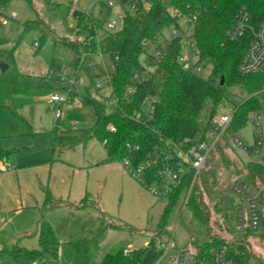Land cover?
Segmentation results:
<instances>
[{
	"label": "rangeland",
	"instance_id": "rangeland-1",
	"mask_svg": "<svg viewBox=\"0 0 264 264\" xmlns=\"http://www.w3.org/2000/svg\"><path fill=\"white\" fill-rule=\"evenodd\" d=\"M108 1L98 0L89 10L90 19L103 20L102 8ZM34 2V9L26 0L9 2L4 16L15 14L16 19L0 27V138L3 147L11 153L4 164L7 169L0 172V264H18L11 251L15 245L26 249L40 247L36 232L43 215L54 227L61 246L58 258L46 255L34 264H76V252L70 242L95 236L103 223L111 227L103 240L92 247L93 264H100L109 252L145 248L153 238L162 243L173 240L164 264L172 254H178L177 246L195 254L206 238V231L192 211L178 205L170 213L167 224L160 226L168 199L154 196L122 162H106L107 150L101 141L91 139L63 151L56 147L58 135L78 134L96 121L92 107L82 106L79 100L91 85L94 68L86 71V64L75 68L72 62L76 50L65 46L67 38L75 37L77 20L73 10L58 0ZM119 11L124 12L119 0H115L110 20L120 23L116 16ZM39 18L45 21L43 30L25 31L27 22ZM185 23L182 20L187 30ZM106 30H100V34ZM171 34V28L164 30L167 39ZM153 52L151 47L150 53ZM81 53L85 56L84 50ZM92 58L100 66L106 65L112 78L115 76L116 68L112 70L114 64L108 54H104L105 65L99 54ZM3 64L7 66L5 71ZM211 69L206 66L202 77L208 78ZM24 78L44 83L26 84L21 81ZM62 79L64 83L58 86L57 80ZM71 81H75L74 90L78 94L64 105L59 119L49 99L55 93L66 95L64 87ZM227 92L232 104L243 102L249 95L242 85H233ZM99 93L94 88L90 90L97 98L111 96L108 86ZM149 98L158 99L156 87ZM114 106L109 103L107 111L111 112ZM219 112L231 111L223 106ZM232 136L248 151L232 147L227 142ZM221 141L227 142L225 150L215 152L206 169L213 173L208 189L203 188L204 201L213 213L216 232L229 242L227 248L239 252L236 245L243 243L241 252L251 250L254 256L250 264H264V174L250 175L248 165L261 160L258 153L261 135L256 124L249 121L240 130L229 127ZM236 182L244 183L249 193L256 196L259 224L252 236H240L230 229H238L242 209L245 225L249 224V206L234 188ZM47 193L52 202L62 203L48 209ZM82 202L86 206L76 208ZM217 209L220 213H216Z\"/></svg>",
	"mask_w": 264,
	"mask_h": 264
},
{
	"label": "trees",
	"instance_id": "trees-1",
	"mask_svg": "<svg viewBox=\"0 0 264 264\" xmlns=\"http://www.w3.org/2000/svg\"><path fill=\"white\" fill-rule=\"evenodd\" d=\"M11 1L0 0V16L4 15L5 8ZM26 1L32 9L35 8V0ZM119 3L125 18L118 31L107 28L111 11L101 21L90 19L88 13L73 11V16L77 20L75 37L67 38V44L64 45L76 50L77 54L72 62L74 67H85L86 64L85 69L89 71L90 64L94 62L92 55L102 53L103 56L104 54L110 56L116 74L111 81L112 90L109 98L104 96L97 98L90 94L92 88L100 94L96 79L102 75L91 76V85L86 88V93L79 100L82 106L92 107L96 121L92 127L82 129L78 134L58 135L55 144L59 150L71 149L80 143L85 144L91 139H97L107 150L106 162L130 159L133 165L138 166L151 163L150 159L156 156V152L158 156L162 151L177 156L173 146L185 151L195 143L205 140L206 133L213 128V117L219 113L226 101L231 102L227 89L233 85H242L249 94L243 102L234 104L235 114L230 126L233 130L246 127L251 112L264 111V101L256 95L264 89V74L244 75L239 72L241 60L252 42V33L247 32L240 42L222 45L226 32L234 24L235 14L240 8L245 7L253 14L252 24L258 27L264 20V0H120ZM192 16H197L194 23L188 21ZM182 20L186 21L187 30H184ZM44 26L45 21L39 18L27 22L24 28L25 31L43 30ZM173 27L179 29L181 33L169 41L168 50L157 62L150 49L151 47L155 49L159 45V39L164 38L165 29ZM102 29L108 30L101 35ZM185 34L189 40L196 43L199 61L204 62L205 67L211 66L208 78L185 70L179 63ZM81 50H84L85 56ZM137 74L140 75L139 81L134 80ZM21 81L26 84L44 83L26 78ZM56 83L60 86L64 81L57 80ZM134 85L135 92L130 94L128 90ZM155 87L158 90V99L153 103L151 116H144L139 121L133 119L132 115L135 112L143 111L145 101ZM71 88L70 84L64 87L66 91H70V98H76L78 93L76 90L71 91ZM114 99L118 102L114 104V109L108 112L107 105L113 103ZM227 142H219L210 153L193 185L187 203V208L203 224L206 231V238L197 250V264H218L217 255L222 249L226 250L227 259L236 264H250V260L254 258L251 250L241 252L244 251L243 243L236 245L239 252L227 248L229 242L216 232L213 226L215 221L212 222L213 213L203 198V188L208 189L209 178L213 173L212 170L208 173L207 166L215 152L225 150ZM10 154L3 147L0 138V172L7 169L4 164ZM163 157L159 158L157 165H149L147 179L149 183L156 181L157 170L164 164ZM176 161L177 158L171 162L173 164ZM262 161L263 163L249 161L250 175L263 176L264 155ZM193 177V171L187 172L183 184L167 197L168 204L160 226L167 224L170 213L178 205L181 208L183 197L189 190ZM45 203L48 209H51L62 202H52L51 196L47 193ZM85 206V202H82L76 208ZM262 206L264 207L263 199ZM216 213H220V209H217ZM225 217L228 223L227 215ZM108 227L111 225L103 223L95 236L70 242L76 252V264H93L92 247L103 240ZM230 229L240 236L254 234V230L248 226L243 231L231 227ZM36 233L40 245L38 249H26L15 245L11 250L18 264H34L40 257L46 255L58 258L61 242L54 227L44 215L38 221ZM157 239L153 238L145 248L109 252L105 254L100 264H157L159 261L161 263L165 249L157 248Z\"/></svg>",
	"mask_w": 264,
	"mask_h": 264
},
{
	"label": "built area",
	"instance_id": "built-area-1",
	"mask_svg": "<svg viewBox=\"0 0 264 264\" xmlns=\"http://www.w3.org/2000/svg\"><path fill=\"white\" fill-rule=\"evenodd\" d=\"M120 1V0H119ZM115 6V0H109L107 4L102 8V14L106 16V14L113 10ZM135 7V4L132 5V8ZM1 18L0 27L6 26L10 20H15L16 15L12 14L10 16H4ZM116 16L119 18L120 23L117 20H108L107 28L112 31H118L121 28L122 22L125 18L124 12H117ZM190 23H194L197 21V16H192L188 20ZM253 14L245 7L240 8L234 18V24L228 29L226 32L225 39L222 42L223 46H227L230 43L240 42L247 32L252 33V42L250 43L245 55L243 56L241 63L239 65V72L241 74H264V20L258 25V27L253 26ZM171 38L159 39V45L155 47L154 52L152 53L155 61H160L161 58L165 55L166 51L169 47V41L176 36L180 35V30L176 27L172 29ZM185 43L182 53L180 54L178 61L182 65V67L191 71L197 75H201L205 69L204 62L199 61V52L196 46V43L188 39V35L185 34ZM36 46L38 43L35 44ZM104 65V56L102 53H99ZM92 68H94V74H101V77L96 79V86L102 89L105 86H108L110 91L112 90V75L110 73V69L105 65L102 69L101 66L97 62H92L90 64ZM115 67H112L114 70ZM140 75L137 74L134 77L135 81H139ZM63 80V79H62ZM64 81V80H63ZM70 85L72 86L71 91L74 90L75 81H71ZM136 86H131L128 90L130 94L134 93ZM78 91L77 89H75ZM259 95L264 101V89L256 93ZM70 101V91H67L66 95H60L55 93L51 95L49 99V103L52 106V110L54 111L57 118H61L63 116V107L66 103ZM118 101L113 100V103L116 104ZM148 102V105H146ZM155 100H150L148 97L144 104L143 111L135 112L132 115V118L135 120H142L144 116H151L153 112V103ZM224 106L227 107L231 112L230 113H218L213 119V128L206 133L205 140L199 141L192 145L188 150H182L179 147L173 146L175 148V153L177 156L172 153H166L162 151L160 156L156 152V156H153L150 159L151 163L142 164L135 166L132 164L130 159H124L122 161L124 167L137 179H139L145 187L156 197L164 198L168 197L174 189L180 187L184 182V177L186 173L189 171L194 172V177L192 183L190 185L189 190L183 197L182 206L187 208V203L189 200L190 193L192 191L193 185L199 176L204 164L209 157L210 153L214 150L216 145L222 140V137L226 130L231 126L234 114H235V106L231 102L226 101ZM249 121L256 124L258 131L261 135V141L258 143V153L261 156V160L259 163H263L262 157L264 155V111H254L249 114ZM110 129H113L109 126ZM232 147L235 149H241L244 151H248V149L240 142L239 139L232 136L228 141ZM164 156V157H163ZM160 157L164 158V164L160 166L156 173V181L148 182V167L150 164L157 165L160 161ZM177 158L176 162L172 160ZM234 188L238 190L243 195L244 202L249 206V217H248V227L252 230H256L259 224V217L257 214V204H256V196L253 193H249L247 186L240 182H236ZM246 216L245 210H241V218L238 226V231H243L245 227ZM173 244V240L170 239L167 242H161L160 239H157V248L165 249L164 256L170 250V247ZM162 257V260L164 258ZM170 261L175 262L176 264H197V260L195 255L190 253L189 251L180 252V254H172L170 257ZM218 264H236L231 260L227 259L226 250L222 249L219 251L217 255ZM160 264V261L157 263Z\"/></svg>",
	"mask_w": 264,
	"mask_h": 264
},
{
	"label": "crops",
	"instance_id": "crops-1",
	"mask_svg": "<svg viewBox=\"0 0 264 264\" xmlns=\"http://www.w3.org/2000/svg\"><path fill=\"white\" fill-rule=\"evenodd\" d=\"M60 2H63V3H66L68 5V7H70L73 11L74 10H77V11H80V12H83V13H89V10L90 8L98 1V0H58ZM176 251L178 252V254H180V252H183V251H188V248H184V247H181V248H178L175 247ZM198 250V249H197ZM197 250H196V253L193 254L195 255L196 257V254H197ZM175 254V253H174ZM177 254V253H176ZM171 257V256H170ZM170 257L169 259L167 260V262L165 264H171L172 261H170ZM166 258H164L160 264H164V260Z\"/></svg>",
	"mask_w": 264,
	"mask_h": 264
},
{
	"label": "water",
	"instance_id": "water-1",
	"mask_svg": "<svg viewBox=\"0 0 264 264\" xmlns=\"http://www.w3.org/2000/svg\"><path fill=\"white\" fill-rule=\"evenodd\" d=\"M2 69L5 71L7 69V66L6 65H2ZM224 84V78L222 79V85Z\"/></svg>",
	"mask_w": 264,
	"mask_h": 264
}]
</instances>
